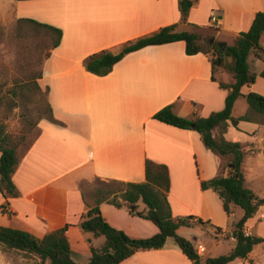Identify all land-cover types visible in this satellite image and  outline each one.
I'll return each mask as SVG.
<instances>
[{
    "label": "crops",
    "instance_id": "1",
    "mask_svg": "<svg viewBox=\"0 0 264 264\" xmlns=\"http://www.w3.org/2000/svg\"><path fill=\"white\" fill-rule=\"evenodd\" d=\"M180 1L0 0V9L11 7L16 18L35 19L63 32L60 44L45 59L38 78L41 88L48 89V101L58 122L41 119L30 146L18 153L19 163L12 176L18 194L5 197L0 192V206L5 204V211L1 207L0 210L8 213L7 222L0 224L40 238L68 224L71 249L79 263L87 264L92 255L90 246L101 247L105 238L85 233L79 226L83 214L95 205V195L85 193L84 183L144 181L145 163L151 159L169 169L172 215L209 220L226 232V236L216 232L217 240H231L228 247L215 243L209 250L195 242L196 248L200 244L205 248L198 251L202 264L207 253L219 256L234 248L235 233L225 228L228 214L222 199L201 185L203 180L230 173L229 156L211 151L198 131L153 118L170 104L177 115L189 118L195 114L206 117L223 109L228 89L220 83H233V72L218 68L213 80L211 56L188 55L183 40L130 52L106 75L91 73L84 66L85 58L93 53L118 51L128 41L172 24L177 30L196 31L203 38L212 31L215 41L233 45L240 32L249 30L256 13L264 11V0H193L187 19L183 20ZM212 12L217 14L216 23H211ZM261 45L264 47V34ZM248 64L257 79L242 86V93L255 91L264 95V77L260 75L264 53L252 51ZM248 108L241 95L232 115H244ZM225 137L256 149L244 164L251 158V166L264 172V123L230 122ZM245 171L251 170L244 169L248 184L249 174ZM145 208L140 201L139 209ZM100 209L112 226L131 237L146 238L159 231L153 221L130 214L125 206L104 201ZM236 210L233 206L232 216ZM258 212L260 219L264 218V206L256 215ZM254 217L245 225V231L251 234L253 226L249 223ZM192 237L198 240L197 235ZM252 252L247 258H236L227 264H251ZM119 264L193 263L172 238L162 248L139 250Z\"/></svg>",
    "mask_w": 264,
    "mask_h": 264
},
{
    "label": "trees",
    "instance_id": "2",
    "mask_svg": "<svg viewBox=\"0 0 264 264\" xmlns=\"http://www.w3.org/2000/svg\"><path fill=\"white\" fill-rule=\"evenodd\" d=\"M193 0H181L180 9L182 19L186 20ZM21 24L31 28L44 31L49 42V51L46 58L50 56L51 50L57 47L62 38V30L49 24L41 23L31 18H20ZM264 34V11H259L253 19L252 25L247 31H242L233 45H226L223 49L218 41L211 43L213 34H209L205 40L196 31L177 30L176 25L161 27L157 31L141 36L135 40L128 41L118 51L102 50L87 56L84 60L86 69L96 75L110 73L115 64L126 54L140 50L149 45H160L183 40L188 55L204 53L211 56L212 79L218 68H224L233 72L235 81L230 84L220 83L222 88L228 89L225 107L212 112L209 116L195 114L194 117H183L177 115L172 104L166 105L158 110L153 118L167 124L198 131L205 145L214 153L229 156L227 165L230 168L228 175H219L209 180H203V189H212L222 199L224 210L228 215L233 213V206H239L243 210V216L235 224L234 236L236 244L226 254L219 256H208L204 264H227L236 258H247L254 246L264 242V237L255 234L247 235L245 225L249 218L256 215L261 206H264V197L256 195L246 184L243 164L250 153L256 149L247 148L241 142L230 141L225 133L230 125H238L241 120L256 121L264 123V95L250 91L243 94L242 86L250 85L257 79V75L250 72L248 56L254 51L256 54L264 53L261 45V37ZM260 75L264 77V69ZM31 76V75H30ZM42 76V70L38 78ZM34 87L44 91L36 81L32 79ZM30 82V81H29ZM28 86V85H27ZM48 95V89L45 90ZM244 95L249 108L244 115L234 117L233 106L238 97ZM47 119L58 122L53 114L52 107L47 103ZM25 144L26 148L31 143H26V136L14 140L3 128H0V192L16 196L18 194L12 176L19 163L18 148ZM101 186L94 190L95 205L83 214L79 226L83 232L92 233L95 236H104L105 242L101 247L91 248V258L87 264H119L123 260L139 250L159 249L164 247L167 239L173 237L183 253L193 264H202V257L198 253L194 243L184 236L178 234L182 226L194 224L208 225L210 221L202 218L194 220L195 217H174L172 215L168 194L170 191V173L165 164L147 159L145 163V180L141 182H124L111 180L101 181ZM251 195H254L251 197ZM107 201L117 207L125 206L130 214L137 215L153 221L159 231L153 236L146 238H135L129 236L124 230L112 226L100 209V203ZM142 201L146 208L139 209ZM5 211V204L1 205ZM69 225L54 229L43 237H37L33 233L0 225V244L9 249H17L33 256L35 259L30 264H81L75 257L76 253L71 249L67 230ZM221 231L220 227L216 232Z\"/></svg>",
    "mask_w": 264,
    "mask_h": 264
},
{
    "label": "rangeland",
    "instance_id": "3",
    "mask_svg": "<svg viewBox=\"0 0 264 264\" xmlns=\"http://www.w3.org/2000/svg\"><path fill=\"white\" fill-rule=\"evenodd\" d=\"M18 20L11 7L6 6L0 9V128L9 133L14 140L20 139L23 135L26 136V143L29 144L38 133L39 121L48 115L47 92L43 88L44 91L37 90L32 79L35 77L38 81V74L42 70L50 45L43 30L31 29ZM209 33L212 34V31ZM25 148V144H20L18 151L22 152ZM250 161L251 158L243 168V170H251L245 171L249 174V183L246 182V184L254 190V193L264 197V172L252 167ZM97 186H101V183L93 180L85 182L83 188L87 195L93 196ZM236 208L235 216L232 214L227 216L228 223L225 226L227 229L234 230L235 224L243 216L242 208L239 206ZM259 213L249 225L253 226V234L264 237V218L260 219ZM7 217L8 213L0 210V222H7ZM216 228L217 226L211 222L208 225L194 224L182 226L178 234L188 238L194 244L197 241L201 242L207 250L215 243L228 247L231 240H217ZM195 235L198 236L196 241L192 237ZM172 238L168 239L172 240ZM213 254L215 253L210 252L204 256H213ZM251 257L253 259L251 264H264V242L253 248ZM34 259L23 251L9 249L0 244V264L11 261L14 264H30ZM75 259L79 260L77 256ZM246 263L250 262L247 260Z\"/></svg>",
    "mask_w": 264,
    "mask_h": 264
},
{
    "label": "built area",
    "instance_id": "4",
    "mask_svg": "<svg viewBox=\"0 0 264 264\" xmlns=\"http://www.w3.org/2000/svg\"><path fill=\"white\" fill-rule=\"evenodd\" d=\"M210 20H211V23H216V22L218 21V18H217V14H216V12H212ZM245 232H246L247 235H250V234H251V233L248 232V231H245ZM220 235H221V236H226V232H225V231H221V232H220ZM204 249H205V248H204L203 245H201V244L198 245V248H197L198 251L203 252Z\"/></svg>",
    "mask_w": 264,
    "mask_h": 264
},
{
    "label": "water",
    "instance_id": "5",
    "mask_svg": "<svg viewBox=\"0 0 264 264\" xmlns=\"http://www.w3.org/2000/svg\"><path fill=\"white\" fill-rule=\"evenodd\" d=\"M205 40V37L203 38ZM211 43H214L215 42V38L213 37L211 40ZM218 45L221 47V48H225L226 47V43L224 42H218ZM254 195H251V197H253Z\"/></svg>",
    "mask_w": 264,
    "mask_h": 264
}]
</instances>
